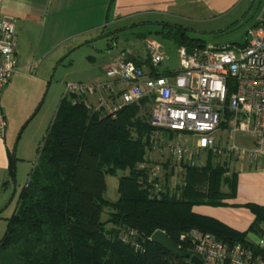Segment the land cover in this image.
<instances>
[{
    "label": "trees",
    "instance_id": "16d2710c",
    "mask_svg": "<svg viewBox=\"0 0 264 264\" xmlns=\"http://www.w3.org/2000/svg\"><path fill=\"white\" fill-rule=\"evenodd\" d=\"M170 27L164 34L178 47L205 46L201 39L188 36L181 24ZM147 101L151 102L142 98L112 118L61 98L0 238V264H192L189 257L181 258L149 240L157 229L189 256L193 253L179 236L190 228L247 242L243 233L192 212V205L223 196L219 191L223 167L187 168L178 196L168 191L151 196L139 180L137 164L143 161L153 132L140 115ZM15 160L12 156V180ZM127 169L128 174H122ZM106 175H118L114 202L103 196ZM248 206L257 224L264 208ZM254 251L264 259L263 249Z\"/></svg>",
    "mask_w": 264,
    "mask_h": 264
},
{
    "label": "built area",
    "instance_id": "2783aa9c",
    "mask_svg": "<svg viewBox=\"0 0 264 264\" xmlns=\"http://www.w3.org/2000/svg\"><path fill=\"white\" fill-rule=\"evenodd\" d=\"M246 33L242 44L191 50L179 46V67L171 73L157 71L167 54L159 42L147 37L151 72L135 63L129 51L119 53L107 66L104 79L67 82L62 97L112 118L124 107L151 98L148 124L153 132L145 145L149 158L137 164V175L151 196H161L166 191V169L151 156L166 150L170 171L180 176L169 194L178 196L176 187L183 183L186 169L203 166L207 154L224 156L230 163L264 162V11ZM14 44V20L4 17L0 20V98L17 69ZM6 123L0 106V137ZM179 240L187 242V249L203 264H264L254 251L264 250V230L254 243L223 240L195 228L181 233Z\"/></svg>",
    "mask_w": 264,
    "mask_h": 264
},
{
    "label": "crops",
    "instance_id": "0c3cea01",
    "mask_svg": "<svg viewBox=\"0 0 264 264\" xmlns=\"http://www.w3.org/2000/svg\"><path fill=\"white\" fill-rule=\"evenodd\" d=\"M242 1L0 0V20L4 17L14 20V53L17 58V69L0 98L1 110L7 122L5 134L0 137V219L9 187L15 181V175L12 180L9 174L12 156L16 158L14 174L27 161L25 146L21 147L17 143L20 134L18 130L39 106L43 93L51 87L54 76L67 60L72 65L73 55L82 47H89V59L95 63L97 55H101L100 49L95 46L96 40L105 36L104 31L117 23L147 17L149 19L143 22L158 25L163 32L171 29L170 26L180 24L182 20L197 22L223 18L235 11ZM162 35L166 36L164 32ZM130 55L145 72L152 71L149 66L144 67L134 52L130 51ZM115 57H108L107 61L103 59L100 73L95 74L91 82L105 78L107 66ZM87 71L92 69L87 68ZM173 71L175 69L170 70L164 66L158 72ZM206 164L225 169L219 186L223 196L211 203L192 205V212L243 233L247 242H256L264 230V213L262 220L256 224L255 214L248 205L264 208V162L230 163L224 156L207 154L203 166ZM184 178L183 183L176 188L184 185Z\"/></svg>",
    "mask_w": 264,
    "mask_h": 264
},
{
    "label": "rangeland",
    "instance_id": "374dc122",
    "mask_svg": "<svg viewBox=\"0 0 264 264\" xmlns=\"http://www.w3.org/2000/svg\"><path fill=\"white\" fill-rule=\"evenodd\" d=\"M263 11L264 0H243L235 11L223 18L197 22L182 20L179 23L184 26L188 36L201 39L205 45L221 46L238 43L242 44L246 39L248 28L257 23L258 17ZM146 19L149 18L140 17L125 23H117L107 28L104 31L105 36L96 40L97 43L95 46L100 49L101 55H97L95 63L94 60L89 59L88 55H91V52L87 49L89 47H82L80 51L73 55L74 60L72 65L70 64V60H67L57 71L51 87L43 93L41 103L18 130V134H20L17 143L19 142V146L21 147L25 146L27 161L26 165L18 170V173H15L14 184H11L9 187L7 202L1 212L0 238L5 232L7 219L11 217L15 210L18 195L22 187L25 186L29 173L35 164L37 149L41 146L43 137L55 115L63 95L65 83H88L94 81L95 74L100 73V63L103 59L107 61L108 57H114L119 53L128 51L134 52L137 58L143 62L144 67H150L147 50L145 48V38L147 37L159 42L167 54V59L158 65L157 70L161 72L164 66H168L170 70L178 69L179 60L177 44L172 38L162 35L164 31L162 32V28L158 25L143 22ZM108 51L109 53H107ZM87 68H91L92 71H87ZM147 98L150 99L151 102H146V107L141 109L140 115L146 117V122L148 123L152 99L149 97ZM151 157L153 162L164 164L167 176L165 190L171 193L172 186L176 184L175 182H178L180 176L170 171L166 150H163L162 153L154 152ZM148 158V153L146 154L145 151L143 160L147 161ZM119 174L120 173H118V175ZM122 174H128V169L123 171ZM118 175L105 176L106 190L103 196L108 201L114 202L118 198ZM106 210L105 213H102L101 217L103 219L107 217Z\"/></svg>",
    "mask_w": 264,
    "mask_h": 264
},
{
    "label": "water",
    "instance_id": "95a60500",
    "mask_svg": "<svg viewBox=\"0 0 264 264\" xmlns=\"http://www.w3.org/2000/svg\"><path fill=\"white\" fill-rule=\"evenodd\" d=\"M149 240L152 242L160 245L165 250L181 257V258H188L189 262L192 264H203L202 260L196 255H188L185 251H183L180 247L174 244L168 236L165 234L164 231L157 229L155 230L149 237Z\"/></svg>",
    "mask_w": 264,
    "mask_h": 264
}]
</instances>
